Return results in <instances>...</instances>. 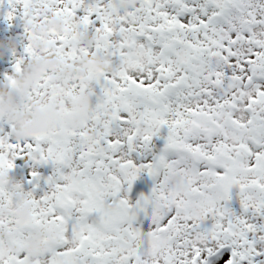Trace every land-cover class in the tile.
<instances>
[{
  "label": "snow or ice",
  "instance_id": "6c2138e0",
  "mask_svg": "<svg viewBox=\"0 0 264 264\" xmlns=\"http://www.w3.org/2000/svg\"><path fill=\"white\" fill-rule=\"evenodd\" d=\"M51 13L44 53L104 68L76 123L21 140L0 116V264H31L34 238L38 264H264V0H0L23 40L0 84L38 57L31 26Z\"/></svg>",
  "mask_w": 264,
  "mask_h": 264
},
{
  "label": "bare ground",
  "instance_id": "6f19581e",
  "mask_svg": "<svg viewBox=\"0 0 264 264\" xmlns=\"http://www.w3.org/2000/svg\"><path fill=\"white\" fill-rule=\"evenodd\" d=\"M131 3H134V0H123L124 5ZM62 28L63 20L55 13L49 14L45 23L32 25V43L39 52L38 57L25 64L22 71L13 77V84H0V116L15 122V135L21 140L32 132L54 126L61 118L76 123L87 116L92 92V81L88 76V68L91 67L96 72H101L104 68V61L99 56H90L77 64L63 65L58 57L45 54L43 50L49 46V33ZM21 33L22 26L19 20L13 22L12 27L9 28L0 15V38L12 36L9 39H0V79L5 73L11 74L10 56L13 52H20L23 40L16 36ZM84 39L89 38L85 36ZM45 71H52L53 89L47 97L33 99L31 112H26L21 102L27 99L36 79ZM76 78L83 79V89L68 92L66 85ZM22 174L26 173H22L17 168L11 175L19 180ZM13 199L17 201V204L12 209V215L19 218L27 217L30 213L28 205L22 202L19 195L14 196ZM49 239L54 242L51 235ZM26 247L31 264H38L44 255V246L38 244L34 238Z\"/></svg>",
  "mask_w": 264,
  "mask_h": 264
}]
</instances>
